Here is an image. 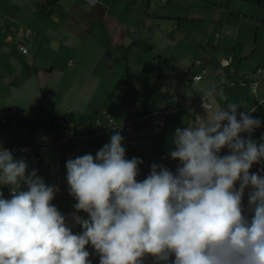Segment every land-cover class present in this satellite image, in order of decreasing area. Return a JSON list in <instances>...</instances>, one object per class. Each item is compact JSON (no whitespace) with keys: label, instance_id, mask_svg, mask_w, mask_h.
Here are the masks:
<instances>
[{"label":"crops","instance_id":"1","mask_svg":"<svg viewBox=\"0 0 264 264\" xmlns=\"http://www.w3.org/2000/svg\"><path fill=\"white\" fill-rule=\"evenodd\" d=\"M50 1L0 0V89H13L3 85L16 108L0 113L2 123L15 125L4 132L13 139L0 144L41 148L38 174L59 186L53 203L70 223L76 201L65 163L95 155L114 131L124 137L111 119L168 111L163 133L140 140L132 157L143 165L159 158L155 163L173 172L179 165L169 156L175 130L192 124L196 102L209 94L217 107L255 109L249 114L262 125L251 135L264 142V77L256 95L251 88L256 71L264 69V0H53L59 8L48 10ZM202 55L207 74L196 64ZM197 75L203 78L194 81ZM222 77L231 84L220 87ZM24 129L26 139L19 140L17 131ZM69 129L77 136L64 142ZM149 172L140 170L139 177ZM2 190L10 198V189ZM86 248L99 264L95 250Z\"/></svg>","mask_w":264,"mask_h":264},{"label":"clouds","instance_id":"2","mask_svg":"<svg viewBox=\"0 0 264 264\" xmlns=\"http://www.w3.org/2000/svg\"><path fill=\"white\" fill-rule=\"evenodd\" d=\"M203 101L205 115L172 137L175 172L147 160L138 179L144 161L127 158L119 131L68 159L71 223L53 203L59 186L0 144V264H93L89 245L99 264H264V142L251 135L262 121Z\"/></svg>","mask_w":264,"mask_h":264},{"label":"built area","instance_id":"3","mask_svg":"<svg viewBox=\"0 0 264 264\" xmlns=\"http://www.w3.org/2000/svg\"><path fill=\"white\" fill-rule=\"evenodd\" d=\"M92 5H95L97 3L96 0H87ZM1 22V19H0ZM8 40H12L11 37H8ZM20 50L23 54H27L29 52V47L26 45H22L20 47ZM205 56H200L196 59V64L199 66H205ZM206 74L210 72L209 68L207 66L204 67ZM255 75V82L251 83V88L253 93L256 95L261 88V83L264 77V69L259 68ZM203 75H197L194 77L195 81H199L202 78ZM259 78V79H258ZM221 86H226L228 84H231L230 81L226 77H222L220 81ZM203 99L208 102L209 104H212L214 106V99L211 94L204 96L200 100L196 102V109L194 112L193 122L195 123L198 116L205 115V110L202 108ZM264 101V99L262 100ZM262 101H259L258 106L262 103ZM12 113L16 112V108L11 110ZM168 111H159L154 113H147L141 116H138L136 118H133L131 120H128L127 122H120L114 119H111L112 123V129H119L123 131L124 138H125V148H126V156L130 157L133 153V149L136 147V144L138 143V136L139 135H155L159 134L162 128L165 125L166 117H167ZM2 114H0L1 116ZM3 122H5V119H2ZM77 136L76 132L74 130H68L67 138L63 141L66 142L68 138H72ZM11 149L14 156L16 158H23L27 161L29 165V170L31 169H38L41 162V154L40 150L41 148L31 145H24V146H10L7 147ZM229 152L228 149H224L222 154H227ZM156 158H150L149 162L154 163L156 162ZM60 181V179H59ZM238 186V183H237ZM11 195V194H10ZM144 264H152V258L151 256H147L145 258Z\"/></svg>","mask_w":264,"mask_h":264},{"label":"rangeland","instance_id":"4","mask_svg":"<svg viewBox=\"0 0 264 264\" xmlns=\"http://www.w3.org/2000/svg\"><path fill=\"white\" fill-rule=\"evenodd\" d=\"M47 8H48V10H53V9L59 8V2L55 3L53 0H51L48 4ZM3 85L11 91V94H14L13 89L8 84H3ZM3 85H2V88L0 89V113L6 114V112H8L9 110L11 111V109L13 108L14 98L8 97L6 91H4ZM9 115L10 114L7 113V116H4V118L6 120H9L10 119ZM65 119H68V118H65ZM87 119L88 118L85 115H83L81 121L86 122V121H88ZM14 126L15 125H13L11 123H9V124L5 123L4 124L0 121V143H4L5 141H9V140L13 139L12 135H10V136L5 135L4 132H5V130H10V129L13 131ZM26 134H27L26 129H24L23 131H21V130L17 131V137L19 140L26 139ZM150 165H151L150 163L145 164V165L141 164L140 170L144 171L146 169H150ZM138 179H143V177H139ZM5 188H8V187H5Z\"/></svg>","mask_w":264,"mask_h":264},{"label":"trees","instance_id":"5","mask_svg":"<svg viewBox=\"0 0 264 264\" xmlns=\"http://www.w3.org/2000/svg\"><path fill=\"white\" fill-rule=\"evenodd\" d=\"M202 78H203V76H202ZM202 78H201V79H202ZM201 79H200V80H201ZM200 80H199V81H200ZM194 81H195V80H194ZM220 81H221V80H220ZM220 81H219V82H220ZM220 87H222L221 84H220ZM211 95H212V97H213V99H214V107H217V106H216V99H215V97H214L213 94H211ZM117 121H118V120H117ZM120 122H121V121H120ZM166 123H167V117H166L165 125H164V127L162 128V130L160 131L159 134L157 133V134H155V135H139V136H138V143L136 144V147L133 149V153H132V154H134V151L137 150V149L139 148V146H140V140L145 139V138H150V137H153V136L156 137V136L161 135V134L163 133V130H164L165 126H166ZM98 124H99V123H98ZM94 126H96L95 123H94ZM124 142H125V141H124ZM125 146H126V145H124V147H125ZM152 158H155V157H152ZM156 159L159 160V158H156ZM157 160H156V161H157ZM154 163H155V162H154Z\"/></svg>","mask_w":264,"mask_h":264}]
</instances>
